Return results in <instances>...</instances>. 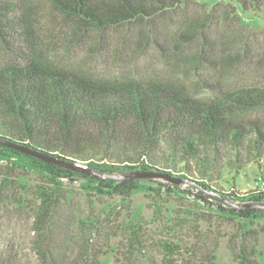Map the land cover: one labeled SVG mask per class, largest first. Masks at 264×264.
Wrapping results in <instances>:
<instances>
[{
	"label": "trees",
	"instance_id": "16d2710c",
	"mask_svg": "<svg viewBox=\"0 0 264 264\" xmlns=\"http://www.w3.org/2000/svg\"><path fill=\"white\" fill-rule=\"evenodd\" d=\"M78 29L103 33L135 18L172 8L180 0H47ZM233 2L243 11H264V0ZM22 0H0V38L23 51L30 28ZM264 110V86L238 87L207 101L192 98L160 83L118 84L54 69L34 59L0 68V148L29 158L44 168L32 231L36 264H102L101 247L92 245V232L69 234V217L60 216L66 197L63 178L94 183L102 196L128 199L139 178H97L23 153L8 143L37 150L96 171L124 173L154 171L182 182L164 179L159 186L178 188L223 219L242 221L264 217V210H237L232 203H264V190L224 191L216 185L226 167L240 170L264 162V120L235 119L239 112ZM6 154H4L5 156ZM7 156V155H6ZM149 181H154L148 179ZM66 230L65 241L57 229ZM112 264H216L213 250L202 237L190 245L173 234L156 236L144 221L123 226ZM200 233V232H198ZM231 247L236 264H259L253 240L257 232ZM116 235V233H113ZM76 237V238H75ZM247 241V243L245 242ZM78 245L68 251L67 245Z\"/></svg>",
	"mask_w": 264,
	"mask_h": 264
},
{
	"label": "rangeland",
	"instance_id": "374dc122",
	"mask_svg": "<svg viewBox=\"0 0 264 264\" xmlns=\"http://www.w3.org/2000/svg\"><path fill=\"white\" fill-rule=\"evenodd\" d=\"M22 1L29 44L22 51L0 38V68L28 58L98 81L169 85L200 101L233 88L264 86V11H243L233 2L180 0L151 16L89 33L47 0ZM259 118L264 120V110L235 116L244 122ZM139 179V187L128 199L99 195L94 183L79 178L59 181L66 196L60 216L71 220L66 221L69 234L97 227L90 243L103 250L102 264L113 263L122 236L120 226L134 219L144 221L156 236L169 231L181 244H192L199 234L202 246L213 250L216 264H236L231 247L242 237L247 239L248 230H255V256L264 264V217L223 219L185 193L187 184L168 188L158 185L166 184L163 178ZM46 181L39 164L0 148V264H36L32 222L39 187ZM216 185L238 193L263 190L264 162L240 170L226 167ZM65 233L57 229L61 241ZM67 247L75 251L78 245Z\"/></svg>",
	"mask_w": 264,
	"mask_h": 264
},
{
	"label": "water",
	"instance_id": "95a60500",
	"mask_svg": "<svg viewBox=\"0 0 264 264\" xmlns=\"http://www.w3.org/2000/svg\"><path fill=\"white\" fill-rule=\"evenodd\" d=\"M1 142V141H0ZM12 147L18 149L19 151L30 154L34 157L40 158L42 160H45L47 162H51L60 166H64L66 168L85 173L87 175L97 177V178H111V179H118V180H124L129 178H148V177H158V178H164L166 180H169L171 182H182V179L180 178H172L167 175H164L162 173L154 172V171H142V170H135L130 172H124V173H108L104 171H96L91 168H88L85 165L81 164H74L62 159H57L53 156L43 154L37 150L30 149L21 145L8 143ZM232 205L237 209H246V208H257L260 210H264V203H249V202H234Z\"/></svg>",
	"mask_w": 264,
	"mask_h": 264
},
{
	"label": "built area",
	"instance_id": "2783aa9c",
	"mask_svg": "<svg viewBox=\"0 0 264 264\" xmlns=\"http://www.w3.org/2000/svg\"><path fill=\"white\" fill-rule=\"evenodd\" d=\"M263 190H264V186H263V188H262Z\"/></svg>",
	"mask_w": 264,
	"mask_h": 264
}]
</instances>
